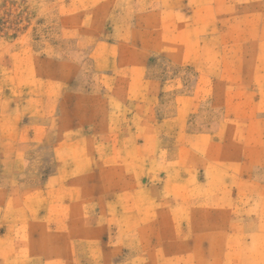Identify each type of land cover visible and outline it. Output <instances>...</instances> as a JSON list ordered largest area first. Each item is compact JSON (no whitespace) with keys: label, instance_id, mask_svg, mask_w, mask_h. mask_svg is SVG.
Here are the masks:
<instances>
[{"label":"rangeland","instance_id":"1","mask_svg":"<svg viewBox=\"0 0 264 264\" xmlns=\"http://www.w3.org/2000/svg\"><path fill=\"white\" fill-rule=\"evenodd\" d=\"M139 51L148 109L117 92ZM3 104L47 222L0 264H264V0H0Z\"/></svg>","mask_w":264,"mask_h":264},{"label":"crops","instance_id":"2","mask_svg":"<svg viewBox=\"0 0 264 264\" xmlns=\"http://www.w3.org/2000/svg\"><path fill=\"white\" fill-rule=\"evenodd\" d=\"M197 10L198 12H201L203 9ZM181 27L182 34L184 33V28L190 29L184 21L182 22ZM176 36L177 39L181 40V45H187L189 43L188 33H185V35L180 38V33L178 32ZM194 39L197 40L196 37H194ZM139 52L140 53L137 54V59H139V61L130 63L131 68L129 69L128 75L119 76L122 78H120L121 81L118 82L117 85L119 87L124 85V87H122L121 90L118 89L117 92L118 95L123 93L132 94L135 95V97H141V100L143 101L142 106H145L144 108L148 109L151 108V98L154 99L159 93L160 82L154 76H146L141 66L142 54L141 51ZM171 60L179 64H197L199 58L195 57L193 60H178L172 57ZM190 102L191 99L189 96L185 94H177L175 113L173 116H169V118L165 120L167 124H171L174 127L173 130L177 138L183 137V131L187 122L186 119L191 111ZM19 112V109L10 108L5 104L0 105V145L1 143L6 142L11 144V147L13 146V142L16 140L15 136L18 135L20 129L18 121V117L20 116ZM200 136V138L205 140L206 144L212 142L207 134H200ZM2 148L3 147L0 146V232L2 231V235L5 238H24L30 236V233L35 230V227H40L42 230H45V222H47V218L45 216H40L38 212L39 206L33 204V207L31 208L29 204L30 199L27 194L31 190L29 187L32 186L27 184V182L19 183L15 180V176L21 171L23 172L22 168L24 167L22 164L19 163L18 166H15L6 165L4 163L6 158H21L22 155L19 152H15V150L8 149V147L7 149ZM181 148L182 150L186 149V147ZM38 184L39 183L33 184L32 189H37ZM35 201L39 202L40 200L37 198ZM13 245L14 244L11 242L10 253L13 252Z\"/></svg>","mask_w":264,"mask_h":264}]
</instances>
